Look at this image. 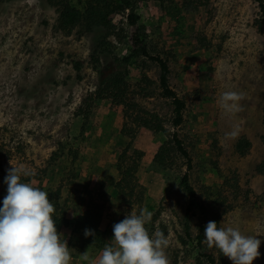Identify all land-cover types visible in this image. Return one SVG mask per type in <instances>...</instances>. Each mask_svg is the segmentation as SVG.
<instances>
[{
    "label": "rangeland",
    "instance_id": "374dc122",
    "mask_svg": "<svg viewBox=\"0 0 264 264\" xmlns=\"http://www.w3.org/2000/svg\"><path fill=\"white\" fill-rule=\"evenodd\" d=\"M69 1L81 9L87 3ZM184 1L135 4L147 50L168 60L170 85L185 102L182 122L172 124L174 105L159 86L157 62L134 57L126 80L128 98L158 113L188 150L189 181L208 209L191 214L188 232V196L180 185L187 158L172 152L168 165L158 164L155 153L167 136L131 121L123 133V108L95 96L100 65L112 58L103 56L102 64L92 60L95 34L80 27L60 29L50 0H0V206L11 167L34 173L22 176L21 182L48 192L53 218L63 209L70 220L69 226L56 228L69 247L71 264H89L80 258L85 251L97 261L113 244L114 223L145 208L153 213L145 225L149 235L161 231L169 240L165 251L170 264H198L200 233L202 249L213 253L214 264H232L203 242L204 228L215 216L220 228L256 235L260 256L252 264H264V174L256 171L264 157V27H258L259 7L254 0H187L196 6L190 10ZM128 12L114 17L118 28H124L121 37L109 39L117 56L129 51ZM73 60L81 61L80 71ZM226 91L244 95L243 111L225 113L218 106ZM84 98H92L85 124L77 113ZM237 125L239 138L251 141L245 154L235 149L239 138L225 135ZM128 144L125 165L136 168L133 192L116 185L118 158ZM88 194L102 204L106 240L101 246L83 243V234L72 229L83 216L82 199Z\"/></svg>",
    "mask_w": 264,
    "mask_h": 264
},
{
    "label": "trees",
    "instance_id": "16d2710c",
    "mask_svg": "<svg viewBox=\"0 0 264 264\" xmlns=\"http://www.w3.org/2000/svg\"><path fill=\"white\" fill-rule=\"evenodd\" d=\"M138 1L139 0H87L84 9H81L72 5L69 0H50L57 9L58 27L60 29L70 32L76 27H80L85 32H92L95 34L94 48L91 54L92 60L102 64L101 58L103 56L112 57L106 64L100 65L98 70V86L95 96L108 97L111 99V106L113 108H118L120 106L123 108L124 124L122 126V132L127 133V121H131L136 127L146 128L151 132H163L167 136V139L160 144L155 153L156 162L162 166L170 163L172 152H179L187 158V169L181 177L180 185L188 196L185 222L186 232H188L189 223L187 219L191 214L194 213L195 210H199L201 213H206L208 210L207 206L198 199L196 190L189 181V170L192 164L188 150L183 145L177 131L175 129L173 131L169 130L158 113L143 109L137 102L128 98L129 83L126 80V76L130 72L129 63L138 55L146 56L157 62L160 68L158 78L161 91L164 96L172 99L174 105L172 124L176 127L183 120L185 102L170 85V68L168 60L160 55L150 54L147 50L144 26L140 22V14L135 10V4ZM254 1L259 7L260 15L257 19V23L258 27L261 29L264 27V0ZM184 4L188 5L186 7L190 10L196 7L192 5L191 1L188 2L186 0ZM127 9L129 10L126 16L129 32L126 34V37L129 42V51L122 56H117L113 54L108 43L112 35L121 37L122 32L124 34V28H118V25L114 21V17L117 14L125 12ZM73 66L77 71H80L82 67L81 61L73 60ZM91 100L92 98H84L77 111V113L84 118V124L90 115ZM129 135L132 138L134 133L129 132ZM261 138L264 144V132ZM129 145L130 144L126 146L124 152L118 158L117 169L120 178L116 185L121 189L129 187V191L133 192L136 185V168L133 165H125V152ZM250 145L251 141L247 137H240L236 142L235 149L238 153L245 154ZM256 171L264 174V157L256 165ZM87 197L88 198L82 199L81 208L83 210V216L73 223L72 229L74 232L83 234V243L101 246L106 240L105 231L100 225L103 214L102 204L96 201L90 194H88ZM53 220L56 227L70 225V220L65 215L63 209L59 214L54 216ZM214 221L217 223V227L220 228L219 218L217 216L214 217ZM86 228L91 229L94 235L85 237L84 230ZM202 240V234L200 233L197 236V245L200 249L197 262L198 264H202L203 262L214 264L215 256L212 252L202 249Z\"/></svg>",
    "mask_w": 264,
    "mask_h": 264
},
{
    "label": "clouds",
    "instance_id": "9594fccd",
    "mask_svg": "<svg viewBox=\"0 0 264 264\" xmlns=\"http://www.w3.org/2000/svg\"><path fill=\"white\" fill-rule=\"evenodd\" d=\"M236 91L223 92L218 106L225 113L243 111L244 99ZM237 125L226 137L239 138ZM23 166L11 167L4 178L7 194L0 206V264H71L72 257L66 241L58 233L53 220L55 207L48 192L21 182L22 176L33 175ZM153 213L140 209L114 223L113 244L105 247L97 261H91L88 251L80 254L89 264H170L166 255L169 240L161 231L150 236L146 224ZM260 234V233H258ZM94 235L91 229L84 236ZM204 244L215 248L232 264H252L260 256L261 241L252 235H243L239 228H218L215 221H208L204 228Z\"/></svg>",
    "mask_w": 264,
    "mask_h": 264
}]
</instances>
